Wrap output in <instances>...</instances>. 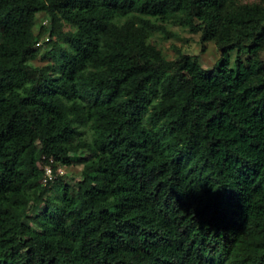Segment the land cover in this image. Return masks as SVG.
Masks as SVG:
<instances>
[{
    "label": "trees",
    "instance_id": "obj_1",
    "mask_svg": "<svg viewBox=\"0 0 264 264\" xmlns=\"http://www.w3.org/2000/svg\"><path fill=\"white\" fill-rule=\"evenodd\" d=\"M263 50L264 0H0V264H264Z\"/></svg>",
    "mask_w": 264,
    "mask_h": 264
},
{
    "label": "rangeland",
    "instance_id": "obj_2",
    "mask_svg": "<svg viewBox=\"0 0 264 264\" xmlns=\"http://www.w3.org/2000/svg\"><path fill=\"white\" fill-rule=\"evenodd\" d=\"M242 2H255L257 0H241ZM48 22L47 16L38 14L35 20L34 31L37 34L41 26H45ZM166 33L152 32L148 36V41L161 50L164 57L168 60H173L177 56V49L181 52L195 55L198 57L201 66L204 69H211L221 56V49L216 46L214 41L201 44V32H191L187 27L181 26L174 20H169L165 23ZM47 36L40 39L41 47L36 58L31 62L37 66L54 65L56 53L45 42ZM202 46L204 49H202ZM237 53L234 51L231 54V65L236 58ZM242 58L247 55L241 54ZM261 59L264 60V50L261 53ZM82 165L76 162L69 166H59L57 173L64 175V181L68 184L75 185L80 180V170ZM49 173V171H48Z\"/></svg>",
    "mask_w": 264,
    "mask_h": 264
}]
</instances>
